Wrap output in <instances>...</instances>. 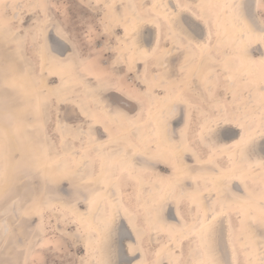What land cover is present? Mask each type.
Returning <instances> with one entry per match:
<instances>
[{"label": "rangeland", "instance_id": "374dc122", "mask_svg": "<svg viewBox=\"0 0 264 264\" xmlns=\"http://www.w3.org/2000/svg\"><path fill=\"white\" fill-rule=\"evenodd\" d=\"M133 1V8L142 17L157 16L161 23L159 49L154 56L140 61L136 72L124 55L122 38L132 20V10L126 8L124 1L116 5L121 16L117 18L113 12L115 0H0V217H6L9 225V229L0 234V264H100L94 246L98 232L89 225L88 218L84 223L80 222L72 205L91 212L100 200H104V214H109L111 200L103 195L106 191L118 202L119 213L127 209L134 215L144 264L155 263L168 234L157 231L163 229L159 223L152 227L155 211L143 204L161 200L166 181L158 178V173L167 178L165 165H169L175 176L172 177L177 178L174 164L177 168L179 163L175 152L159 143L168 142L167 135L161 136L158 128L163 97L171 102V108L163 118L164 125L175 142H187L188 149L194 148L198 162H204L202 166H205L207 177L215 173L214 166L208 163L211 156L221 169L219 176L224 175V169L232 167L234 161L228 150L218 151L209 143V134L205 130L209 123L222 118L230 122L241 121L246 137L256 129L264 130V63H258L259 72L247 68L240 39L235 37L230 16L225 11V0H180L205 18L212 32V50L200 63L199 50L192 44L182 38L176 46L172 44L170 30L155 9L156 0ZM258 12L264 20V0H259ZM45 19L50 21L43 28ZM193 28L198 32L197 26L193 25ZM44 38L52 64L45 71L37 50V44ZM251 41L254 45L251 54L259 56V46ZM169 47V54L162 57ZM77 71L98 88L113 112L112 118L104 109L99 110L101 107L95 104ZM135 95L139 97V105L134 103ZM39 122L44 124L51 141L48 154L41 150L29 130ZM111 122L116 124L115 127ZM61 125L65 129V138ZM225 130L228 137L237 133L234 129ZM91 132L106 141V162L101 169L98 155L88 149L87 153L93 158L91 177L75 180L71 169L60 171L56 161L64 155L72 170L75 169L73 155L81 154V148L89 142L88 135L93 134ZM139 142H145V149L154 153L155 158L151 160H156L155 166L144 159L150 158L149 155L137 152V147L144 145ZM118 147L129 151L138 163V173L147 181L144 192L138 193L137 180L119 162L115 163V179L105 182L111 161L110 150ZM189 161L192 162L190 158ZM247 166L240 165L243 169ZM226 181L232 197L234 183L239 187L242 182L238 177ZM153 182L163 189L151 195L148 190ZM210 184L209 180L199 179V186L204 190L211 187ZM246 184L254 194L247 199L258 203L256 196L264 195V174L249 179ZM181 198L180 211L188 218ZM226 200L239 264H264V260L256 261L251 243L243 244L247 232L242 209L239 210L241 206ZM163 203L156 208L161 210ZM221 207L220 203L218 210ZM253 208L252 221L260 238L264 239V203L253 205ZM148 210L152 215L146 214ZM137 226L141 229L137 230ZM189 247L190 243L185 241L183 257L178 264H191V258L187 259ZM164 264L168 263L165 261Z\"/></svg>", "mask_w": 264, "mask_h": 264}, {"label": "bare ground", "instance_id": "6f19581e", "mask_svg": "<svg viewBox=\"0 0 264 264\" xmlns=\"http://www.w3.org/2000/svg\"><path fill=\"white\" fill-rule=\"evenodd\" d=\"M8 1H12V0H8ZM120 1H124L126 8L129 10H132V20L128 22L126 34L122 39L124 40V43H125V54L124 55H125L127 60L128 59L130 60L131 67L136 72V70L138 69L139 62L145 60V58H149L151 56H154L156 54L157 50L159 49L160 42H161V23H160L157 16H152L149 18L142 17L139 14V12H137L135 10V8H133V6H134L133 0H115L114 6H113V12H114V14H116L117 18H121L120 14L116 8L117 7L116 5H118V3ZM258 1L259 0H225V3L227 5V10H225V11H228L227 14L230 16V18H228V19L230 20L231 26L233 27L234 35L237 39H240L239 43L241 46L242 57L245 60L246 64L248 65L247 68H249V70H251L253 72H259L260 71V67L258 65L259 62L264 63V34H262L259 30L260 26H261V22L264 20L262 19L261 15L258 12V7H259ZM155 3H156V7H155L156 11L158 12V14L160 16L163 17L165 24L168 26V28L170 30L169 34L172 35V44H174V45L177 44V42L179 41L180 38L184 39L187 43L192 44L195 47V48L194 47H192V48L199 50L198 54H199V63H200L202 61V59L205 56L207 57V55L212 50L211 45H210V43L212 41V32L210 30L209 24L206 21V19L197 15L196 12L190 6L182 4L180 0H156ZM222 4H223V1H222ZM241 4L243 5V7L242 8L238 7ZM22 17L23 16L20 17L21 23L24 20ZM225 20H226V17H225ZM49 21H50V19H49ZM49 21L47 19H45L42 22V27L45 26ZM108 23H109V21H108ZM193 25L198 27V32L193 28ZM233 32H231V34ZM42 34H44V33H42ZM219 35H220V33H219ZM44 39L45 40H43L41 43L37 44V50H38L39 60L41 61V67L45 71L48 68H50L52 64H51V62H49L50 57H49V52H48V47H47V40H46V38H44ZM251 40H254V43L259 46V48H260V55L259 56H254L251 54V48L254 46L252 44ZM173 49L175 50V48H173ZM170 50H171V47L167 48L165 51V54H163L162 57L167 56V54H169ZM50 56H52V55H50ZM234 56H236V55H234ZM238 56L241 57L240 55H238ZM240 61H241V59H240ZM182 70L184 71V69H182ZM197 71L195 73H197ZM245 72H246V70H245ZM77 75L81 78V82L83 83L85 88L91 92L92 99L95 101V104H98L101 107V109H104V112L107 115L111 116L113 112H111V108L106 103V101L102 98L100 92L98 91V88H95L93 86V84H91L88 81V79H86L82 75V73L80 71H77ZM65 77H67V76H65ZM192 77H193L192 78V80H193L194 76H192ZM257 78H259L258 75H257ZM187 86H188V84H187ZM188 87H190V86H188ZM261 89H257V90H261ZM262 95L263 94H261V96ZM181 99L183 100L184 103H186V100H184L183 97H181ZM172 101H174V100H172ZM248 101L251 102L250 104H252V101H250V99ZM39 102L41 103V100H39ZM160 103H161L160 120L158 122V128L160 130L161 136L166 137L165 135H167L168 142H159V143L160 144L162 143V145H164L168 148H173V151L175 152L177 159L179 161V163H177V168H175V164H174V171H176V173L178 174V175L176 174L178 176L177 178L180 177V179L171 178L169 183H167L164 186V190L161 193V200L158 201L157 203H156V201L153 202L154 203L153 211H155L154 220L156 222L161 221L160 210L156 208V207L161 206L160 202L161 203L165 202L166 200L169 199V197L171 195L177 193V191H179L180 193H183L185 191V188L182 185L181 181H183V178L185 177V176H183V172H184L183 170L188 168V162L185 160L186 157L184 158L186 151L184 149H182V144H180L179 142H175V140L172 139L168 129L164 125V119L163 118H164L165 113L167 111H169L168 109L171 108V102L169 101V99H167V97H163V99L160 101ZM240 109H241V107H240ZM252 110H254V109H252ZM259 112L263 113L262 111H259ZM170 114H172V113H170ZM111 118H112V116H111ZM108 122H110V121H108ZM131 123H133V122H131ZM165 123H166V121H165ZM111 124H112V122H111ZM112 125L115 127L116 124L115 125L112 124ZM116 127H118V126H116ZM61 128H62V132H63L62 134L65 138L66 134H65L64 126L62 127V125H61ZM225 128L234 129L237 131V133L235 135H231V137H228L226 135L227 130H225ZM131 129L133 130L132 127H131ZM174 129H176V128H174ZM29 130H30V133H32V136H34L38 140V144H39V147L41 148V150L44 153L48 154L51 141L45 132L44 124L42 122H39L35 126H31ZM205 130H206L207 134H209L208 138L211 141L209 143L211 145H213L218 151L219 150H228L227 153L233 156L234 161H233L232 167L229 166L230 168H228L226 170L224 169V175L219 176L217 174L211 173L210 177L206 176L207 171L205 169V166H202V164H204V162L203 161L198 162V168H200V170L198 172V178L201 180H209L210 181V183L212 184V185L210 184L211 189L216 191V193L218 194L217 196H219V198L221 200V204H222V207L217 212H215L213 215H209V217L204 216L203 224L200 227L195 228V234L197 235V238H198L199 250H197V251H198L199 262L201 264H239L238 252H237V246H236L237 242H235L234 228H233V224L231 223L230 214H229L230 211H229V207L227 204L228 202H226L227 201L226 199L232 200V202H233V204H235V206H241V208H239V207L238 208H239V210L242 209V213H243L242 220L245 224V229L247 232V237L243 241V244L246 245L248 242L251 243L255 249V253H253V254H255L256 261H262V260H264V256L262 255L263 250H264V239L260 238L259 234L257 233L255 225L252 221V215L254 214L253 205H260L261 203H264V195H262V196L257 195L256 196L258 199L257 201H259L258 203H253L249 199L242 198L238 194H233V196L231 197L229 195V192H228L229 185H228L226 179L232 180V179L238 177L240 179V181L242 182L241 186L246 189L245 193L249 197H252L254 195L252 193L253 192L252 188L249 186V184L247 186L246 182L251 178L255 179L256 177H259L260 175L264 174V130L261 128L256 129L250 136L246 137L242 122L241 121L230 122L227 118L218 119V120H216V122L209 123V126ZM136 131H138V129H136ZM92 133L93 132H91L90 134H92ZM182 135L185 136V131L182 132ZM88 137H89V142L81 148L82 149L81 154L80 155H77V154L73 155V158L75 159V162L77 165V167H75V169L72 170V167L70 165L71 163L67 159H65L64 155L58 157V159L56 161V166L58 167V169L60 171H69L71 169L70 171H71L73 177L75 178V180L77 178H80V180L79 179L78 180L81 181V177H84V178H90L91 177V171L93 168V158L87 153L88 149H92L95 152V154L98 155V157L100 159L99 166L101 169L104 168V164L106 162V154L104 152L106 141L104 139H101L95 132L92 135H88ZM150 141H151V139H150ZM107 142H109V140ZM110 143H111V141H110ZM139 143H141L142 145L144 144V145H143V148L137 147V149H136L137 152L150 156L151 153L147 152L145 147H144L145 142H139ZM229 146H231V147L228 148ZM44 153H43V155H44ZM44 156L46 158V155H44ZM110 158H111V161H110V164L108 161L109 168H108L107 176L105 178V180H106L105 182H109V181H112V179H115V176H114V173L116 171L115 170V167H116L115 163L119 162L125 168H127V170L130 171L132 173V176L137 180V183H138V190L137 191H138V193L140 194V193L144 192V186L146 185L147 181H145L144 177L140 173H138L139 165L135 161V158L129 153V151H127L126 149H124L122 147L112 148L110 150ZM146 162H148V161H146ZM150 163H152V162L150 161ZM208 163L212 166H215V167L218 166L216 161H215L214 156H211L208 159ZM242 164L248 165L247 168L245 167L248 170L243 169V167H240V165H242ZM201 166H202V169H201ZM179 171H181V173H178ZM154 172H156V171H154ZM158 178H160V179L163 178L161 173H158ZM260 180H262V179H260ZM197 181H198V179H197ZM258 182H256V183L258 184ZM252 183H254V182H252ZM233 186H234V188H237L235 183ZM251 186H252V184H251ZM252 187L255 188L254 186H252ZM118 192H119V190H118ZM90 194H91V192H90ZM103 195L106 198L111 200L110 207L108 209L109 214H104V208L106 207V203L104 200H100L96 204L95 208H93L91 210V212L82 211L76 205H72V211H74L75 213H77L80 216V222H82V223H84L85 222L84 220H86L88 218L90 220L89 225L91 227H93V229L97 230L98 241L96 243H94V246L97 248L98 259H99L100 264H119V260L117 258L118 255H117V251H116V249L118 248L117 247L118 231H119V227L121 226V224L119 226V223L124 222V224L130 230V232H132V234H134V237H137L138 233L136 231L135 219H134V215L132 213H130L129 211H127V209L122 210L121 213L118 212V210H117L118 202L112 197V195L109 191L104 192ZM148 202L149 201H147V203H146V201H145L143 205L145 207L148 206ZM60 203L64 204V202H60ZM91 206H92V204H91ZM200 206H201L203 213L208 214L207 210H206L207 208L205 205V201H202V202L200 201ZM63 207H64V205H63ZM65 207L67 208V206H65ZM255 208H257V207H255ZM166 215H167V213H166ZM167 218H168V216H167ZM104 223H106L105 226H104ZM0 227H1L0 234L4 233L6 231V229H9V225H8V222L6 221V217H0ZM162 227L164 229L169 228L167 223H165L163 221H162ZM169 230H170L169 234L171 236V243L164 246L162 248L161 252L157 254L156 261L154 264H163L164 256L170 257L171 264H178L180 259L183 257V254H182L183 241L187 240L190 237V232H188L186 230L185 231L181 230V229L176 228L174 226L171 227V229H169ZM133 241L134 240L128 239L125 242L123 241L124 243H122L125 245V248L129 254V256H132V252H133V249L135 246L133 244L134 243ZM119 249H121V245L119 246ZM127 252H126V254H127ZM126 262L124 261V263H122V264H128ZM141 263L144 264L143 259H140V262L134 263V264H141Z\"/></svg>", "mask_w": 264, "mask_h": 264}, {"label": "flooded vegetation", "instance_id": "af4514ba", "mask_svg": "<svg viewBox=\"0 0 264 264\" xmlns=\"http://www.w3.org/2000/svg\"><path fill=\"white\" fill-rule=\"evenodd\" d=\"M258 3H259V1H258ZM102 98L104 99L103 96H102ZM133 99H134V103L139 105V97L135 95V96H133ZM99 110L102 111L101 108ZM23 111L25 113V109ZM179 143L182 144V149H184L186 151L184 158L186 157L185 160L188 162V168L183 170L184 171L183 176H185V177L183 178V181H181L182 185L185 188V191L183 193H180L179 191H177V193H175L176 195L175 194L171 195L169 197V199L166 200L165 203H163L161 210L159 209L160 213H161V221L156 222L151 218H150V220L154 221V223L152 224L153 228H154L156 223H159V225H161V226H162V221L167 223V225L169 227L168 229L163 228L161 230H159V229L157 230L159 232H163L164 234H168V235H166V241H164V244H163L164 246L171 243V236L169 234V231H170L169 229H171V227L174 226V227L179 228L181 230H184V231L186 230V231L190 232V237L187 240L183 241V247H184L185 241L190 243L189 251L187 253L188 254L187 259L191 258V260H192L191 264H201L199 262V259H198V251L197 250H199V247H198V238H197V235L195 234V228L200 227L203 224L204 216L209 217V215H213L215 212L218 211L219 204L221 203V200H220L219 196H217L218 194L216 193V191L211 189V187H208L206 190H204L203 187L199 186L198 172H199L200 168H198V157L195 155L196 151L194 150L193 147H190L188 149L187 145H186L187 142H179ZM153 144L158 145V142H153ZM171 149L173 150V148H171ZM146 151L151 153V155H150V158L146 157L144 159H146V161H148L149 164H151L152 166H155L157 163L156 160H151V158L152 159L155 158L154 153L150 150H146ZM189 158H190V160H192V162L189 161ZM150 161L152 163H150ZM165 167L167 168V171L165 173L167 175V178H162V179L165 180L166 184H167V183H169L170 179L175 177V176L172 175V173H171L172 168L169 165H165ZM214 170H215L214 174L218 175L221 169L218 166L217 167L214 166ZM175 173H176V171H175ZM178 173H181V171H179ZM175 179H180V177L175 178ZM197 179H198V181H197ZM150 187L151 188L148 190V193H150L151 195L156 194L157 190L163 189L161 187V185L159 183H156V182H153L152 184L150 183ZM232 191L235 192V193H232V196H233V194H238L242 198L247 199L248 195L245 193L246 189L244 187L239 186L237 188H234V186H233ZM229 195H230V193H229ZM180 197L183 198L182 205L188 211V214H189L188 218L183 216V214L180 211V207H179V202H180L179 198ZM200 201L201 202L205 201V205L207 208L206 210H207L208 214L203 213L201 206H200ZM148 206L150 208L152 207V209H154V203H148ZM166 213H167V215H166ZM146 214L148 216L152 215V213H150L149 211ZM167 216H168V218H167ZM120 224H121V226H120ZM119 226L120 227H119V231H118V244H117L118 248L116 249L119 264L124 263V261L125 262L127 261L126 263H128V264H134V263L140 262V259H145L144 252L140 249V247H138V241H139L140 236L137 234V237H134V234H132V232H130V230L126 227L124 222L119 223ZM137 228H138L137 230L141 229L138 226H137ZM127 238L130 240H134L133 244L135 246H134V249L132 252V256H129V254L125 248V245L122 244L126 240H128ZM120 245H121V249H119ZM182 251H183V248H182ZM126 252H127V254H126ZM165 261H166V263L171 264L170 257L164 256L163 264L165 263Z\"/></svg>", "mask_w": 264, "mask_h": 264}, {"label": "snow or ice", "instance_id": "6c2138e0", "mask_svg": "<svg viewBox=\"0 0 264 264\" xmlns=\"http://www.w3.org/2000/svg\"><path fill=\"white\" fill-rule=\"evenodd\" d=\"M238 7H240V8H242L243 7V5L241 4V5H239ZM260 32L262 33V34H264V21H262L261 22V26H260Z\"/></svg>", "mask_w": 264, "mask_h": 264}]
</instances>
